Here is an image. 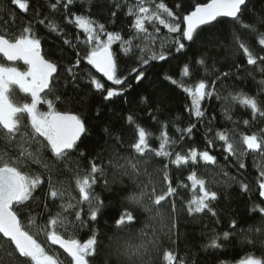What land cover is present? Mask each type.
Listing matches in <instances>:
<instances>
[{
    "label": "snow or ice",
    "instance_id": "snow-or-ice-1",
    "mask_svg": "<svg viewBox=\"0 0 264 264\" xmlns=\"http://www.w3.org/2000/svg\"><path fill=\"white\" fill-rule=\"evenodd\" d=\"M177 58L179 78L164 70ZM94 97L139 112L96 132ZM233 186L259 202L222 207ZM181 212L208 218L199 251L182 254ZM228 246L244 251L234 264H264V0L0 4V264H233Z\"/></svg>",
    "mask_w": 264,
    "mask_h": 264
},
{
    "label": "trees",
    "instance_id": "trees-1",
    "mask_svg": "<svg viewBox=\"0 0 264 264\" xmlns=\"http://www.w3.org/2000/svg\"><path fill=\"white\" fill-rule=\"evenodd\" d=\"M5 0H0V4L4 3ZM166 2L170 3V0H166ZM98 7V5H97ZM94 15L99 16L100 13L98 11L94 10ZM20 16H26L27 14H23V13H19ZM123 25H112L110 26V29H115V30H120L121 27ZM69 32L71 34V29H69ZM47 42L48 43H52L53 42V37H46ZM56 43H59V41H57ZM116 46L114 45V48ZM83 47L81 48V51H83ZM181 66V59L177 58V59H173L170 61V63H167L164 65V70L172 73L174 75H176V78H179L178 76V70L179 67ZM18 67L23 68V66L18 65ZM17 92H14V97L16 99H22L23 94L19 93L18 90H16ZM177 92V100H176V105L173 111V115H180L181 114V108H182V104L184 103V99H183V94L180 93L179 89H176ZM128 99L130 101L134 100V94L133 96H129ZM97 108L101 109L103 112L102 117L100 118V121H97L96 119H92L93 117H95V112L97 110ZM215 109V114L218 117V123L216 125V127H231V124L226 123L223 118L220 115V105L219 102L217 101H213L210 111L212 109ZM133 111V112H139V110L136 108L135 103L133 102L131 105H127L122 103L121 101H117L115 104H102L100 101L99 97H94L93 98V103L89 106V109L86 110V114L90 117L91 120V124L94 128V130L96 132H98V129L96 128V125L98 123H102V122H106L109 121L110 119H114L113 116V111L117 114V115H125L127 114V111ZM235 113L237 116L243 117L244 116V110L241 108H236L235 109ZM141 120L140 122L146 127L148 128L150 131H152L153 133H157V128L155 126L152 125V122L144 119V113H139ZM187 123V118H186V114H185V123L182 124L181 126H185V124ZM243 130V129H241ZM205 130L203 128H200V131L196 134L195 136V145L199 146L201 148H203L204 146V136H203V132ZM219 151V145L217 146V149L215 150V152ZM214 152V154H215ZM218 159L221 160L222 162V157H218ZM248 164H249V168L248 171L250 173H254L255 172V168H254V162L252 161L251 158L248 159ZM234 171V170H233ZM174 175L177 179H185L186 175H187V170H177L174 172ZM97 191H99V189H97ZM228 191L231 193L232 199L230 201H224L222 202V207L225 206H230L232 211H236L239 210L241 212L244 211V201L249 200V197H251V201L250 203H258V190L253 188V190L249 193H240L238 196L236 195V193L239 191V189L235 186H233L231 189H228ZM181 194L184 196V199L187 200L188 198H190V193L189 192H185L184 190H181ZM107 193H103L102 194V198H104L105 196H107ZM177 207L179 208L180 205L178 203ZM113 210H114V203H113ZM105 220H107V217H105ZM180 223L183 226L181 231L186 233L187 235V239L182 240L181 243V250H182V254H183V250L185 249V246L187 247V249L190 250H194V251H199V246L205 242H207V238L209 235L208 230H203L202 234V225L204 223H209L208 218L204 217L203 220H197V221H193L191 218L187 217L183 212H181L180 214ZM215 228L218 232H222V231H226L228 230V223H227V216L224 217V219L222 220L221 223L216 224ZM226 252V254L224 256H222V259H225L227 261H231V262H235L237 260H239L240 258L243 257L244 255V251L239 249V248H235L233 246H228L227 249L224 250ZM206 255L205 253L201 252V256Z\"/></svg>",
    "mask_w": 264,
    "mask_h": 264
},
{
    "label": "flooded vegetation",
    "instance_id": "flooded-vegetation-1",
    "mask_svg": "<svg viewBox=\"0 0 264 264\" xmlns=\"http://www.w3.org/2000/svg\"><path fill=\"white\" fill-rule=\"evenodd\" d=\"M18 65H20V66L22 65L23 66V63L22 62H17L16 66L18 67Z\"/></svg>",
    "mask_w": 264,
    "mask_h": 264
},
{
    "label": "rangeland",
    "instance_id": "rangeland-1",
    "mask_svg": "<svg viewBox=\"0 0 264 264\" xmlns=\"http://www.w3.org/2000/svg\"><path fill=\"white\" fill-rule=\"evenodd\" d=\"M15 92H17V91H15ZM234 264V263H233Z\"/></svg>",
    "mask_w": 264,
    "mask_h": 264
},
{
    "label": "water",
    "instance_id": "water-1",
    "mask_svg": "<svg viewBox=\"0 0 264 264\" xmlns=\"http://www.w3.org/2000/svg\"><path fill=\"white\" fill-rule=\"evenodd\" d=\"M94 71V70H93Z\"/></svg>",
    "mask_w": 264,
    "mask_h": 264
}]
</instances>
